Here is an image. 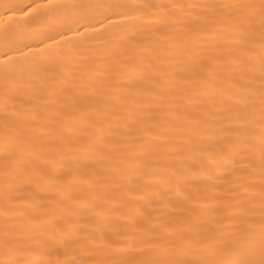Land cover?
<instances>
[{"label":"snow or ice","instance_id":"obj_1","mask_svg":"<svg viewBox=\"0 0 264 264\" xmlns=\"http://www.w3.org/2000/svg\"><path fill=\"white\" fill-rule=\"evenodd\" d=\"M0 264H264V0H2Z\"/></svg>","mask_w":264,"mask_h":264},{"label":"bare ground","instance_id":"obj_2","mask_svg":"<svg viewBox=\"0 0 264 264\" xmlns=\"http://www.w3.org/2000/svg\"><path fill=\"white\" fill-rule=\"evenodd\" d=\"M0 2H2V0H0ZM256 65H257V72H256V75L258 76L259 75V71H258V69H259V63H258V60H257V62H256ZM257 87H258V81H257ZM180 103H181V106L183 107V105H184V101H179ZM257 114H258V111H257Z\"/></svg>","mask_w":264,"mask_h":264}]
</instances>
